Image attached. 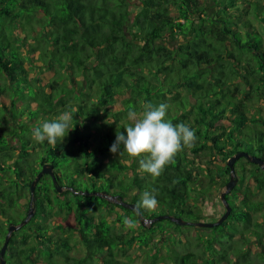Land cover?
<instances>
[{
  "label": "trees",
  "instance_id": "trees-1",
  "mask_svg": "<svg viewBox=\"0 0 264 264\" xmlns=\"http://www.w3.org/2000/svg\"><path fill=\"white\" fill-rule=\"evenodd\" d=\"M131 2L0 0V249L8 224L34 209L12 232L5 264H137L132 247L147 264H264V214L255 228L246 225L264 208V169L244 157L234 163L239 185L225 193L228 201L234 192L231 212L219 224L241 222V231L222 226L192 239L169 218L146 225L121 204L135 203L147 219L162 207L203 221L191 201L227 183L226 160L238 151L264 160V0ZM146 102L167 104L166 119L196 129V142L159 177L140 167L143 156L109 151L133 122L129 112L142 115ZM65 112L73 129L61 142L34 140V127ZM242 158L248 164L237 165ZM46 163L62 191L44 174L30 204V184ZM256 192L261 199H252ZM145 193L155 205L142 203ZM70 217L76 226H63ZM166 219L171 229L157 222ZM70 242L86 254L71 258Z\"/></svg>",
  "mask_w": 264,
  "mask_h": 264
},
{
  "label": "clouds",
  "instance_id": "clouds-1",
  "mask_svg": "<svg viewBox=\"0 0 264 264\" xmlns=\"http://www.w3.org/2000/svg\"><path fill=\"white\" fill-rule=\"evenodd\" d=\"M167 109V104L153 106L146 102L139 117L135 110H131L129 117L133 122L123 128L122 132H116L109 151L116 154L122 149L131 157L143 156L140 167L152 177H159L182 148L191 147L197 140L196 129L189 124H174L166 119ZM72 121L73 114L62 113L55 119L41 122L31 130V135L39 143L56 145L73 129ZM142 203L150 207L156 201L145 193ZM126 223L132 226L131 221Z\"/></svg>",
  "mask_w": 264,
  "mask_h": 264
},
{
  "label": "rangeland",
  "instance_id": "rangeland-1",
  "mask_svg": "<svg viewBox=\"0 0 264 264\" xmlns=\"http://www.w3.org/2000/svg\"><path fill=\"white\" fill-rule=\"evenodd\" d=\"M131 1H132L131 4L132 3H135V4H138L139 3V0H131ZM213 11H214V9L211 6V8L208 9V12H213ZM29 32H30V28H20V35H22V34L23 35H27ZM185 38H187V37L186 36H181V37L176 38V40H181V39H185ZM170 41H171V39H170ZM36 55L37 54H35V57H36ZM40 61L42 62V60H40ZM50 74L51 73L49 71H46L41 76L42 77H48V76H50ZM206 96L207 97H211L210 94L209 95H206ZM121 98L122 97H120V100H118V102H116L115 105H118L119 104V106H122L121 105ZM7 102L8 101L6 100V103ZM262 114H264V108H263ZM137 117H139V116L137 115ZM225 124H227V123L225 122ZM245 143L246 142H243L244 145H245ZM244 145H242V147ZM242 149H245V147H243ZM247 162L248 161H246V159L242 158V159H240L238 161L237 165H245V164H248ZM67 164H68L67 162H65V163L64 162H61V164H59V170H61L62 174H65L67 172L66 171ZM236 169H238V168H236ZM236 172L239 173V170H236ZM238 176H240V174H238ZM42 179H43L44 182L49 183V180L46 177H43ZM207 180L208 179H205V178L201 179L202 184H207ZM237 183H238V181H237ZM237 185H239V184H237ZM212 187L213 188L216 187L215 188L216 190H213L212 193H207V195H204V196H202V195H199V196L194 195V199L191 201V202H198L199 208H200V212H201V214L203 216V221H207V222L208 221L210 222V221L216 220L218 217H220L222 215V213L225 210L224 209V206H223V203L219 199V193L221 191H224L225 190V184L220 183V184H216V185H214ZM238 187L239 186H237V188ZM233 193H231V195L229 196L230 199H228V201H227L228 203L229 202L231 203V201L233 199V197H232ZM255 194H254V196H252L253 197L252 199L258 200V199H261L262 198V196H261L262 193L256 192ZM153 211H158V214L159 215L167 214L165 212V211H167V209L166 208L163 209L162 207H157ZM250 214H251L252 220H254V221H253V224H246L247 225V228H255L256 225L254 223L256 222V215H262V214H264V208H262L261 210H258L256 212L250 213ZM193 218H194V216H190V215H185V216L182 217V219H184L186 221H194ZM61 222H62L63 226H76L75 225L76 223H75V220H74L73 217H70L68 220H61ZM157 222H158L159 225H161L162 227H165L167 230L168 229H171L173 227L172 226V223L169 220H167V219L166 220H159ZM144 224L148 225V222H145ZM236 225H237L238 231H241L242 228H243V226H244L241 222L236 223ZM222 226H225L224 231H228V232H231V230H233L234 228H236L235 225L232 227L229 224V220L228 219L225 221V223ZM222 226L219 225V227L207 228V227H198V226H195V225H183L182 228L187 233H189L190 235H192V239H193L194 238V235L197 234V233L207 234V233H209L211 231V232H214V234H215L218 230H220L221 228H223ZM51 232L53 233V235L54 234L56 235V234L59 233L58 230L49 231V233H51ZM247 232H249V231H247ZM238 235H239V233H238ZM252 239H254V238H252ZM263 240H264V236H263ZM70 243L72 244V242H70ZM130 252L133 253V256L135 257V262L137 264H147L146 263V260L142 258V255L141 256H137V254H139V253H137L138 252V249H136V247H132V249L130 250ZM84 254H86L85 248L83 247V245L81 243H78L76 247L72 244L71 249L68 251V255H70V257L73 258V259L78 258L80 256H83ZM56 259L57 260H61L60 258H56Z\"/></svg>",
  "mask_w": 264,
  "mask_h": 264
},
{
  "label": "water",
  "instance_id": "water-1",
  "mask_svg": "<svg viewBox=\"0 0 264 264\" xmlns=\"http://www.w3.org/2000/svg\"><path fill=\"white\" fill-rule=\"evenodd\" d=\"M240 157H244L248 161H250L252 163H256V164L260 165L264 169V161L261 158L255 156V155H251V154H249L246 151H238L237 153L233 154L232 156H230L226 160V165L230 169V175H229V179H228V181H227V183L225 185V190L221 191L219 193L220 200L223 203L225 210H224L223 214L220 217H218L216 220H214V221H210V222L209 221L208 222L207 221H186V220L182 219L181 217L172 216V215H169V214L159 215V216H156L155 218L147 219V218L143 217L139 207L135 203H132V202H121V204H122V206H124V207H126V208H128L130 210H133L134 212H136L138 214V216H139V218H140L142 223L152 222V221H155V220L161 219V218H169V219L173 220L174 222H176L179 225H195V226H198V227H207V228H211V227L217 226V225L221 224L228 217V215L231 212V206L229 205V203L225 199V193H227L230 189H232L237 183V178H235V173H234V163ZM44 174H48L52 178L53 183H54V185H55V187H56L58 192L62 191L61 186H58L56 184L57 181H56V176H55V173H54V170H53V165L51 163L43 164L42 167H41V170L36 174L35 178L32 180V182L30 184V193H31L30 204H32V199H33V193H34L35 186H36L37 182L39 181V179ZM110 198L114 199V197H110ZM33 213H34V209H33V207H30L29 211H28V214L26 215V217L19 224H16V225L15 224H10V226L8 227L6 237H5L4 242H3L2 246H1V249H0V264H5L4 254H5V251H6L7 244H8V241H9L11 233L13 231H15L16 229L20 228L21 226H23L30 219V217L33 215Z\"/></svg>",
  "mask_w": 264,
  "mask_h": 264
},
{
  "label": "flooded vegetation",
  "instance_id": "flooded-vegetation-1",
  "mask_svg": "<svg viewBox=\"0 0 264 264\" xmlns=\"http://www.w3.org/2000/svg\"><path fill=\"white\" fill-rule=\"evenodd\" d=\"M263 161H264V160H263ZM219 199H220V197H219ZM10 224H11V223L8 224V227L10 226ZM8 227H7V230H8ZM5 235H6V234H5ZM3 238L5 239V236H4Z\"/></svg>",
  "mask_w": 264,
  "mask_h": 264
}]
</instances>
